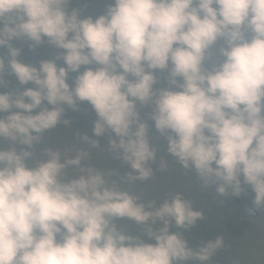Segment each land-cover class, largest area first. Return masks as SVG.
Segmentation results:
<instances>
[{
    "label": "clouds",
    "instance_id": "clouds-1",
    "mask_svg": "<svg viewBox=\"0 0 264 264\" xmlns=\"http://www.w3.org/2000/svg\"><path fill=\"white\" fill-rule=\"evenodd\" d=\"M84 2L0 0V264H211L224 238L184 235L201 210L131 189L153 178L152 127L204 186L264 209V0ZM84 104L86 147L50 144ZM100 137L128 171L91 162Z\"/></svg>",
    "mask_w": 264,
    "mask_h": 264
},
{
    "label": "trees",
    "instance_id": "trees-1",
    "mask_svg": "<svg viewBox=\"0 0 264 264\" xmlns=\"http://www.w3.org/2000/svg\"><path fill=\"white\" fill-rule=\"evenodd\" d=\"M86 12L94 14L103 10L104 5L100 0H85ZM74 6H78L74 3ZM20 46L19 41L13 42ZM6 51V50H5ZM56 49L48 44L38 46L35 50L29 49L27 44L23 45L22 59L38 63L40 59L53 58ZM15 85L14 78H10ZM32 86V85H28ZM69 120L68 125H59L57 129L68 130L73 133H81L90 125H93L95 113L86 104L81 105L79 111L68 109L65 113ZM250 190L239 196L233 195L229 190L225 195H220L216 185L203 186L195 196L193 207L204 213V218L199 220L193 228L184 231L185 237L193 247L198 246L208 239L217 236L224 238V245L212 258L211 264H246L244 259L238 257V247L243 240L245 230L249 223V216H264V209L254 207Z\"/></svg>",
    "mask_w": 264,
    "mask_h": 264
},
{
    "label": "rangeland",
    "instance_id": "rangeland-1",
    "mask_svg": "<svg viewBox=\"0 0 264 264\" xmlns=\"http://www.w3.org/2000/svg\"><path fill=\"white\" fill-rule=\"evenodd\" d=\"M92 127L93 125H90L81 133H73L56 128L48 134L47 139L50 144L56 147H86V145L82 144L80 137L85 133L92 136ZM149 136L158 148L157 162L152 165L154 175L149 181L137 182L132 186L131 190L140 194L145 200L155 198L158 202L165 198H171L175 193H181L185 199L193 203L195 196L204 186L203 182L196 176L194 171L185 170L167 152V141L156 133L152 127H150ZM99 139L100 147L91 149V162L100 167L119 169L121 173L128 171L127 165H123L121 161L114 159L112 154L108 152L107 139L104 137ZM160 158H164L167 161V169L161 170L157 167ZM120 223L125 222L121 221ZM237 255L244 259L246 264H264V216L261 218L253 215L249 216V223L243 240L238 247Z\"/></svg>",
    "mask_w": 264,
    "mask_h": 264
}]
</instances>
